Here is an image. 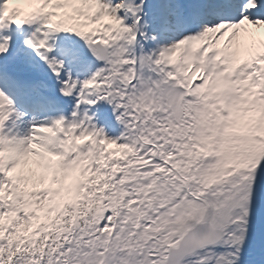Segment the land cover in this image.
I'll return each instance as SVG.
<instances>
[{"label":"snow or ice","instance_id":"6c2138e0","mask_svg":"<svg viewBox=\"0 0 264 264\" xmlns=\"http://www.w3.org/2000/svg\"><path fill=\"white\" fill-rule=\"evenodd\" d=\"M0 264H264V0H0Z\"/></svg>","mask_w":264,"mask_h":264},{"label":"bare ground","instance_id":"6f19581e","mask_svg":"<svg viewBox=\"0 0 264 264\" xmlns=\"http://www.w3.org/2000/svg\"><path fill=\"white\" fill-rule=\"evenodd\" d=\"M22 6L26 7V5H23V4H22Z\"/></svg>","mask_w":264,"mask_h":264}]
</instances>
